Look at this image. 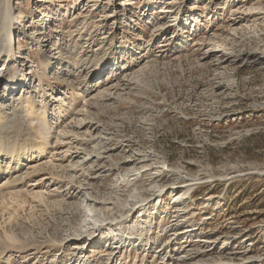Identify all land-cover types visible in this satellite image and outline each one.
<instances>
[{
  "label": "rangeland",
  "instance_id": "obj_1",
  "mask_svg": "<svg viewBox=\"0 0 264 264\" xmlns=\"http://www.w3.org/2000/svg\"><path fill=\"white\" fill-rule=\"evenodd\" d=\"M10 6L20 21H13L14 39L33 61L39 49L22 34L32 27L46 28L65 44L82 28L81 55L90 48L104 50L116 61L108 59L105 91L98 104H88L94 117L84 120L97 127L92 139L110 151L108 169L95 166L85 175L75 165L77 183L89 179L100 186L97 194L82 186L94 197L90 216L78 220L79 237L87 238L92 228L100 233V239L95 231L89 234L98 237L92 257L109 259L118 245L117 217L129 214L125 226L149 234L150 243L145 250H128L124 264H177L179 254L163 258L164 247L168 254L172 248L212 256L198 264H264V0H10ZM187 16L190 26L182 24ZM89 33L94 42L87 41ZM121 46L127 50L119 52ZM45 81L55 88L66 85L51 75ZM72 120L62 124L66 130L74 126ZM115 163L121 169L107 171ZM61 178L69 184L68 175ZM51 179L45 177L48 189L40 184L38 190L53 195L49 190L56 181ZM38 207L28 204L24 214L33 210L40 217L45 209ZM135 235L124 233L127 246L138 248ZM29 236L5 257L11 253L12 264L23 258L56 264L58 242L52 250L43 239Z\"/></svg>",
  "mask_w": 264,
  "mask_h": 264
},
{
  "label": "bare ground",
  "instance_id": "obj_2",
  "mask_svg": "<svg viewBox=\"0 0 264 264\" xmlns=\"http://www.w3.org/2000/svg\"><path fill=\"white\" fill-rule=\"evenodd\" d=\"M17 19L12 6H10V0H0V264H4L3 262L12 264L11 253H8L7 257L4 254L13 251V248L19 243H23L22 241L26 240L25 235L34 236L32 239L39 238V242L40 239H43L52 250H56L54 244L58 242L59 247L54 251L58 259L56 264H109L110 259L115 260V263L117 260L123 261L129 257L128 250L135 252L139 249L145 250V246L150 243L149 234L136 233L137 229L126 227L130 216L129 214H120L117 217L119 221L115 224L119 230V239L116 242L118 245L109 252L108 260L94 259L91 253L98 245L100 233L96 228L94 230L92 228L91 232H88L87 238L79 237L82 234L83 226L78 223V220L80 218L82 222H85L86 218L90 216L89 203L94 197L92 192L83 191L82 186L89 187L90 191L95 188L96 194L98 193L97 188L100 186L96 188L95 182L89 179L87 181V177L85 179L87 182L83 181L86 184H81V179V183L74 180L79 175L76 173L75 165H79L85 175H90L95 166L104 169L107 159L111 157L110 151L106 152L107 148L101 144L102 141L92 139L97 132V127L84 120L95 114L94 108H90L88 111L87 107L91 104H98L103 96L105 81L108 80V77L104 78L108 59L112 57L113 65H116L113 54L104 50L101 53L98 49L90 48V53L84 51L81 55L78 39L82 35V28L78 29V26H76L78 27L77 37L70 32V36L76 37H73L75 39L71 44L59 43L60 39L46 34V28L36 27L35 29L32 27L29 33L23 29L22 34L32 38L36 48L39 49L37 51L38 61H33L29 54L24 56L20 51L21 42L19 39L17 42L14 39L17 30H15L14 23L20 22ZM83 21L85 19H82ZM182 24L190 26L188 16ZM176 26L179 30L181 29L178 24ZM88 35L87 41L94 42L92 34ZM104 40L105 37H102V42ZM112 46H114L113 36L109 49H112ZM87 47L92 46L88 45ZM123 50L127 49L121 46L119 52ZM27 63L29 65L23 68ZM122 67L124 66L117 67V70L123 69ZM85 70L87 73L82 76L81 72ZM50 75L58 79L61 78L66 85L53 87L49 81H45V77ZM94 78L95 84L92 85L91 81ZM88 95L89 99L86 98ZM80 116L81 118H78ZM70 118L73 119L74 126L66 130L62 124ZM67 134L68 136L72 135V138L65 142L64 136ZM53 139L54 141H52ZM107 147L109 148V146ZM99 149H105L104 152L108 156L104 157L105 154L102 150L98 152ZM130 157L128 156V161L133 162ZM123 164L126 165L127 161ZM115 167L120 168L121 165L116 163L115 166L110 165L107 171H112ZM44 174L46 175L44 176ZM64 174L70 178L69 181H66L69 183L66 186L63 178L59 180V177H65ZM48 175L52 177V181H56L55 188L49 190L53 195L38 190L40 184L41 186L46 185L45 177ZM54 178L57 179L54 180ZM35 180L37 182L31 184V181ZM191 188V185H187L185 192H189ZM45 189H48V185L45 186ZM139 201L136 200L134 204ZM34 202L37 207L41 206L45 209H41L43 211L40 212V217L39 214L35 217L32 213L33 210L30 211L31 213L24 214L28 204L32 207ZM133 209L131 207L129 211H133ZM64 210L68 212L66 217H62L61 214ZM50 211L56 213L49 214ZM30 217L34 220L30 221V225L21 220L23 218L30 220ZM34 222L35 224L32 225ZM35 225L40 226L38 228ZM34 227L38 230L36 233ZM63 228H65V234L62 232ZM94 231L98 237L90 238L89 234ZM146 231L149 232L150 229ZM124 233L136 234L133 237L139 240L138 248L133 244L128 246L125 244ZM66 239L73 243L66 244L68 242H65ZM164 249L167 251L163 258L168 256V259H171L172 253L179 254L177 264L191 262L198 264L212 260V256L203 255L200 250L181 253L180 249L171 248L170 254H168V248L164 247ZM187 255L193 257L189 259ZM141 258L143 259V257ZM54 261L51 260L49 264H54ZM37 262L23 258L22 261L14 264H37Z\"/></svg>",
  "mask_w": 264,
  "mask_h": 264
}]
</instances>
